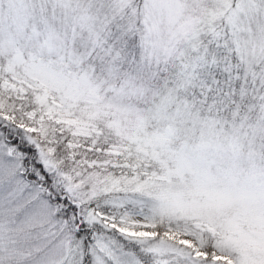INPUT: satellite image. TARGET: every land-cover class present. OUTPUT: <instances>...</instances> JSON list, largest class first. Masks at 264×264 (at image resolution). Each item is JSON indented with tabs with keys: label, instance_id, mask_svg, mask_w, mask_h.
I'll return each mask as SVG.
<instances>
[{
	"label": "snow or ice",
	"instance_id": "1",
	"mask_svg": "<svg viewBox=\"0 0 264 264\" xmlns=\"http://www.w3.org/2000/svg\"><path fill=\"white\" fill-rule=\"evenodd\" d=\"M215 141L264 153V0H0V264H264Z\"/></svg>",
	"mask_w": 264,
	"mask_h": 264
},
{
	"label": "rangeland",
	"instance_id": "2",
	"mask_svg": "<svg viewBox=\"0 0 264 264\" xmlns=\"http://www.w3.org/2000/svg\"><path fill=\"white\" fill-rule=\"evenodd\" d=\"M199 145V141H193V147ZM207 155L208 164L205 169L208 176L220 179L226 173L233 179L259 183L264 180V153L259 150H250L244 147L238 153L222 141H215L207 147L201 149ZM191 174L180 178H173L169 187L172 191L187 192L193 184ZM235 208L229 206L220 213L215 223L218 227H223L226 220L234 215Z\"/></svg>",
	"mask_w": 264,
	"mask_h": 264
}]
</instances>
